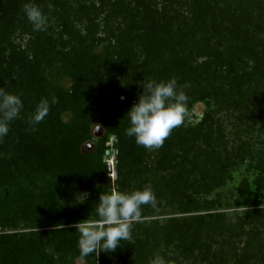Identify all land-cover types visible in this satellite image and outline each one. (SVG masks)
<instances>
[{
    "label": "rangeland",
    "instance_id": "obj_1",
    "mask_svg": "<svg viewBox=\"0 0 264 264\" xmlns=\"http://www.w3.org/2000/svg\"><path fill=\"white\" fill-rule=\"evenodd\" d=\"M33 3L46 15L47 31H33L25 15L16 17L10 27H0V56L4 60L0 81L11 85L21 75L61 61L64 55L107 44L111 63L98 73L96 83L85 94L83 112L88 116L99 118V107L103 105L109 117L129 120L127 113L138 103L148 82L176 78L179 85L192 69L204 66L205 71L208 62L213 63L209 75L213 82L206 80L204 74L194 82L197 91H185L189 100L183 126L197 128L195 139L187 146L176 143L165 168L155 154L147 169L126 165L130 178L121 192L151 185L157 197L156 207L143 206L144 219L134 224L131 242L122 241L115 252L100 253L112 264H149L156 253L163 255L168 264H218L198 252L187 255L196 235L195 221L216 218L239 227L241 236L235 239L227 232L216 231L207 237L214 241L213 251L225 252L228 264H240L250 247L251 259L245 260L264 264V242L259 248L253 238L256 231H264V182L259 183L264 180V12L257 14L259 9L256 13L250 4L254 20L246 22L244 0ZM210 7L216 14L226 15L224 24L222 18L211 17ZM223 51L225 57L221 58ZM189 54L193 58H188ZM255 58L258 62L253 74ZM226 69L233 71V76L245 72L258 85L238 88L221 76ZM28 120L29 114L21 113L11 122L10 132L3 139L7 150L0 153L1 172L15 174L26 182V187L29 167L24 162L19 126ZM99 126L102 127L96 125L94 129ZM111 141L108 145L114 151ZM112 161L113 157L108 160ZM110 177L113 179V174ZM69 192V203L78 201L81 195L84 199L88 196L84 184ZM251 209L260 212L255 224L245 219ZM27 217L20 215L10 227L0 228V234L30 236L33 231L22 227ZM90 218H95V214ZM50 230L42 227L37 232ZM228 239L233 246L226 245ZM74 264L87 263L78 259Z\"/></svg>",
    "mask_w": 264,
    "mask_h": 264
},
{
    "label": "trees",
    "instance_id": "obj_2",
    "mask_svg": "<svg viewBox=\"0 0 264 264\" xmlns=\"http://www.w3.org/2000/svg\"><path fill=\"white\" fill-rule=\"evenodd\" d=\"M244 1L247 4L244 6L243 15L246 22L254 20V10L249 7L251 5L256 9V13L259 9L257 14L263 15L261 12H264V0H253L252 4L251 0ZM28 2L33 3L35 0H0V27H10L16 17L24 15L22 8ZM208 11L212 18L219 17L224 20L226 17L222 13L216 14L213 7ZM222 22L224 24L225 20ZM224 54L223 51L221 58L225 57ZM249 55L252 54L248 51L247 56ZM239 56L240 54L236 55V58ZM188 58H193V54H189ZM111 59L109 45L100 43L91 49H81L70 56L64 55L61 61H52L44 68L27 72L28 74L21 75L20 80L11 85H5L0 81V88L20 95L24 103L21 113L29 114V118L42 98H47L51 102L55 96L59 101L51 106L49 115L41 124L35 126V130L28 122L19 126L20 142L25 154L24 162L29 167L27 173L29 187H26V182L15 174L2 173L0 170V228L10 227L16 223L20 215L27 214L28 217L22 227L33 231L30 236L21 235L20 238L0 234L1 264H74L78 259L87 264H112L102 253L82 256L78 246L79 233L74 227L76 223L95 214L100 195L111 192L112 179L106 158L107 151L112 150L108 145L111 139L117 138V146L113 148L119 157L117 164L119 191L130 178L125 171L127 164H133L137 170L147 169L152 154H155L157 162L165 168L176 143L182 142L187 146L195 139L197 128L182 125L173 130L163 147L159 150H149L137 145L134 137L129 138L126 135V129L130 126L126 117H109L103 105L99 107V118L84 114L85 94L96 83L98 73L110 65ZM3 62L0 56V66ZM253 62L255 74L258 60L255 58ZM212 65V62H208L205 71L204 66L192 69L179 85H190L184 91L194 90L196 78L204 74L206 80L213 82L209 76ZM187 67L193 68L189 64ZM221 76L232 85H238V88L242 85H258L254 84L252 78L248 79L245 72L233 76V71L226 69L222 71ZM194 91H197V88ZM96 125H102L105 132V136L99 140L93 135ZM7 146L3 140L0 141V153L6 151ZM89 146L92 147L91 150ZM262 182L264 180L260 179L259 183ZM81 184L85 185L88 192L85 202L69 203V190ZM257 213L260 212L251 209L246 213L245 219L250 224H255L254 221L259 219ZM195 222L196 235L193 237L192 246L187 250L189 252L187 255L198 252L203 254L204 258H214L218 264H228L226 253L222 251L218 254L219 249L213 251L214 241L207 237L210 238L220 230L237 239L241 236L240 228L216 218L210 221L198 219ZM210 222L214 225L209 224ZM260 222L262 224L263 221ZM42 227L51 230L37 232ZM253 238L260 248L261 242H264V231H256ZM226 245L234 244L228 239ZM251 254L249 247L242 255L240 264H249L246 260L251 259Z\"/></svg>",
    "mask_w": 264,
    "mask_h": 264
},
{
    "label": "clouds",
    "instance_id": "obj_3",
    "mask_svg": "<svg viewBox=\"0 0 264 264\" xmlns=\"http://www.w3.org/2000/svg\"><path fill=\"white\" fill-rule=\"evenodd\" d=\"M22 11L33 31H47L48 20L44 12L35 3L23 5ZM188 84L178 85L177 79L168 81H151L144 85V92L127 113L130 126L126 129L129 138L146 149H159L173 130L184 124L188 114L189 97L184 91ZM125 99L121 97V100ZM53 96L51 102L42 98L37 104L28 123L35 130L49 115L51 106L57 104ZM24 109L20 95L0 88V141L10 132V124L16 120ZM79 203L85 202L84 196L78 197ZM157 205V197L151 188L121 192L115 188L108 194L100 195L95 209V218H87L74 225L79 233L78 246L82 256L101 251L115 252L121 242H131L132 229L135 223L143 221V206ZM149 264H168L165 257L156 253Z\"/></svg>",
    "mask_w": 264,
    "mask_h": 264
},
{
    "label": "water",
    "instance_id": "obj_4",
    "mask_svg": "<svg viewBox=\"0 0 264 264\" xmlns=\"http://www.w3.org/2000/svg\"><path fill=\"white\" fill-rule=\"evenodd\" d=\"M93 135H94L96 140L102 139L105 135L104 129L101 126L97 127L94 130ZM112 146L113 147L117 146V138H114L112 140ZM89 149L91 150L92 147L89 146ZM112 157H113V161L109 162L110 174H113V177H112L113 179L111 181V189H113V188L117 189V187L119 185V171H118V166H117L119 157H118V152L116 150L107 151V153H106L107 160H111ZM112 183H113V185H112Z\"/></svg>",
    "mask_w": 264,
    "mask_h": 264
}]
</instances>
